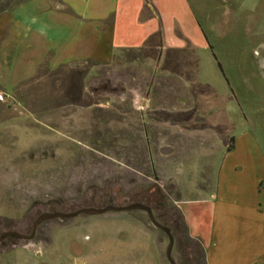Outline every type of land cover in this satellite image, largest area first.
I'll list each match as a JSON object with an SVG mask.
<instances>
[{
	"label": "rangeland",
	"instance_id": "obj_1",
	"mask_svg": "<svg viewBox=\"0 0 264 264\" xmlns=\"http://www.w3.org/2000/svg\"><path fill=\"white\" fill-rule=\"evenodd\" d=\"M192 3L204 49L153 40L111 63L43 67L0 101V237L30 236L41 214L83 210L102 190L129 206L148 189L166 198L163 221L179 235L173 259L193 264L199 244L173 208L211 198L218 181L233 199L264 175V0ZM168 246L143 211L85 212L41 220L33 240L1 242L0 264H170Z\"/></svg>",
	"mask_w": 264,
	"mask_h": 264
},
{
	"label": "crops",
	"instance_id": "obj_2",
	"mask_svg": "<svg viewBox=\"0 0 264 264\" xmlns=\"http://www.w3.org/2000/svg\"><path fill=\"white\" fill-rule=\"evenodd\" d=\"M160 30L163 50L206 46L192 0H26L0 16V101L43 67L111 63L118 51L150 45ZM219 185L211 198L179 205L199 244L193 264H264V175L238 186L233 199Z\"/></svg>",
	"mask_w": 264,
	"mask_h": 264
},
{
	"label": "trees",
	"instance_id": "obj_3",
	"mask_svg": "<svg viewBox=\"0 0 264 264\" xmlns=\"http://www.w3.org/2000/svg\"><path fill=\"white\" fill-rule=\"evenodd\" d=\"M25 1L26 0H18L17 2H15L13 4L7 0H0V16L5 14L6 12L12 10L13 8L22 4ZM205 38L207 39V36H205ZM153 40H158V47H161V48L164 47L162 30H160L152 38V41ZM121 51H130V50H121ZM140 51H141V49H140ZM77 75H78L77 78H78L79 82L77 85H75V87L77 88V90H76L77 94L75 96V101L78 104H82V103H85L84 96H83L84 95V90H83L84 88H83V85H82L80 80L83 81L86 74L83 72H79ZM166 115H167V118H166L167 121H169L170 117L173 116L170 113H166ZM233 148H234V140L232 139V144L229 147L228 151L232 150ZM100 189L102 190V188H100ZM102 191L99 193L100 201H95L94 199L90 200V202L86 205L85 209H88V208L100 209V208H104L106 206L114 204V202L116 201V196H114L113 194H110V193L109 194L102 193ZM157 191L160 192V190H157ZM120 194L125 195L126 193H124V190H121ZM162 197H164L163 194H162ZM130 199L132 200V203H142V204L149 206L153 211V215H154L155 219L161 225L168 227L171 230L172 227L166 221H163L164 218L165 219L168 218L167 216H165V213L163 211V207L166 206L165 202H164V200L166 199L165 197L163 200H161V199L157 200L155 197H153V194L148 193V189H147L145 194H138L137 193V194L130 196ZM124 205H126V204L123 203V204H118L115 206H124ZM173 211L177 214L178 219H179V222H176L175 224H177L179 227H181L183 229L184 228L187 229V226H186L185 221H184V216H183L181 210L173 208ZM193 255H194V260H197L199 258L196 254V250H194Z\"/></svg>",
	"mask_w": 264,
	"mask_h": 264
},
{
	"label": "water",
	"instance_id": "obj_4",
	"mask_svg": "<svg viewBox=\"0 0 264 264\" xmlns=\"http://www.w3.org/2000/svg\"><path fill=\"white\" fill-rule=\"evenodd\" d=\"M129 210H140V211H143V212L147 213L151 224L155 228L163 230L166 233V235H167V237L169 239V246H168L167 252H166L167 259L169 260L170 264H176V262H175V260L173 259V256H172L175 240H174V236H173L171 230L168 227H165V226L161 225L155 219L152 209L149 206H147L145 204H142V203H134V204H131L129 206H113V205H109V206H106V207L100 208V209L88 208V209H83V210H79V211L72 212V213H62V212L44 213V214H41L37 218V220H36V222L34 224V229H33V234L32 235L27 236V235L20 234L19 232H16V231H11V232L5 233L4 235H2L0 237V243L2 241L6 240L7 238L11 237V236H15V237L26 239V240H33L34 236H35L36 225L38 224L39 221H41V220H43L45 218H48V219H51V218L66 219V218L76 217L80 213H85V212H93V213L101 214V213H105V212H109V211H129Z\"/></svg>",
	"mask_w": 264,
	"mask_h": 264
},
{
	"label": "flooded vegetation",
	"instance_id": "obj_5",
	"mask_svg": "<svg viewBox=\"0 0 264 264\" xmlns=\"http://www.w3.org/2000/svg\"><path fill=\"white\" fill-rule=\"evenodd\" d=\"M39 222H40V221H39ZM39 222H38V223H39ZM34 224H35V223H34ZM36 227H37V225H36ZM33 229H34V226H33ZM35 231H36V230H35ZM32 234H33V233H32ZM176 235H177V233H176ZM176 235L174 236V240H175V241L177 240V238H179V235H178V236H176ZM11 237H12V236H11ZM34 237H35V236H34ZM9 238H10V237H9ZM7 239H8V238H7ZM7 239H6V240H7ZM4 241H5V240H4ZM2 242H3V241H2Z\"/></svg>",
	"mask_w": 264,
	"mask_h": 264
}]
</instances>
